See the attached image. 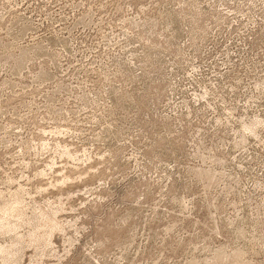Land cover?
<instances>
[{
    "label": "rangeland",
    "instance_id": "obj_1",
    "mask_svg": "<svg viewBox=\"0 0 264 264\" xmlns=\"http://www.w3.org/2000/svg\"><path fill=\"white\" fill-rule=\"evenodd\" d=\"M0 264H264V0H0Z\"/></svg>",
    "mask_w": 264,
    "mask_h": 264
}]
</instances>
